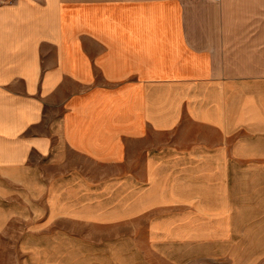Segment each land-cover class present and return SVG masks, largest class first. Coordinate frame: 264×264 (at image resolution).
Segmentation results:
<instances>
[{
	"label": "crops",
	"instance_id": "obj_1",
	"mask_svg": "<svg viewBox=\"0 0 264 264\" xmlns=\"http://www.w3.org/2000/svg\"><path fill=\"white\" fill-rule=\"evenodd\" d=\"M240 24L257 32L184 0H0V251L17 229L33 264H154L194 236L235 136L264 133L263 27Z\"/></svg>",
	"mask_w": 264,
	"mask_h": 264
},
{
	"label": "rangeland",
	"instance_id": "obj_2",
	"mask_svg": "<svg viewBox=\"0 0 264 264\" xmlns=\"http://www.w3.org/2000/svg\"><path fill=\"white\" fill-rule=\"evenodd\" d=\"M192 22L229 21L226 35H253L257 29L243 28L241 22L260 23L264 35V0H184ZM240 24L239 26H237ZM263 24V25H262ZM234 26V27H233ZM219 28L201 32L216 35ZM263 104V103H262ZM260 108L259 112H261ZM264 111V110H262ZM203 175H205L203 173ZM215 176V174H214ZM219 177L220 175L217 174ZM209 190L211 201L203 204L202 219L190 222L194 236L171 240L165 253H148L154 264H264V133L251 132L235 136L233 172ZM206 183L203 180V186ZM203 202L208 189H202ZM227 194V210L221 205V195ZM217 194V196H216ZM224 207V208H223ZM223 208V211H221ZM4 238L0 264H33L34 253L27 252L34 238L11 231ZM25 249V250H24Z\"/></svg>",
	"mask_w": 264,
	"mask_h": 264
}]
</instances>
